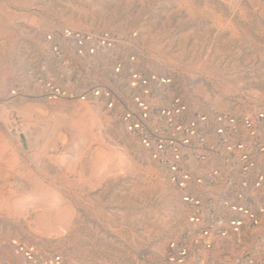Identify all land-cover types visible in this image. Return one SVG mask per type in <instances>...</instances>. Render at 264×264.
I'll return each mask as SVG.
<instances>
[{
    "label": "rangeland",
    "instance_id": "rangeland-1",
    "mask_svg": "<svg viewBox=\"0 0 264 264\" xmlns=\"http://www.w3.org/2000/svg\"><path fill=\"white\" fill-rule=\"evenodd\" d=\"M60 27L136 32L153 71L172 76L192 110L250 113L264 109V0H0V178L29 183L11 195L12 180L0 185V236L80 264L148 261L185 219L136 139L85 103L11 97L18 46ZM37 110L79 120L64 128L79 143L61 166L59 140L26 145L16 135Z\"/></svg>",
    "mask_w": 264,
    "mask_h": 264
},
{
    "label": "built area",
    "instance_id": "built-area-1",
    "mask_svg": "<svg viewBox=\"0 0 264 264\" xmlns=\"http://www.w3.org/2000/svg\"><path fill=\"white\" fill-rule=\"evenodd\" d=\"M18 47L12 98L99 107L172 189L185 227L138 264H264V109L192 110L174 78L153 71L136 32L60 27ZM0 264L80 263L0 236Z\"/></svg>",
    "mask_w": 264,
    "mask_h": 264
},
{
    "label": "bare ground",
    "instance_id": "bare-ground-1",
    "mask_svg": "<svg viewBox=\"0 0 264 264\" xmlns=\"http://www.w3.org/2000/svg\"><path fill=\"white\" fill-rule=\"evenodd\" d=\"M90 107L99 108L97 106H90ZM13 112L18 114L19 117L21 118L23 117L22 119H25L26 117L30 115V114L28 115L27 112H24L21 110L20 111L13 110ZM36 113H39L40 117H37L34 123H31V120H21L19 124L20 126L19 131L21 132H18V133L16 132V135L17 134L19 135L22 133L23 141L26 143V145L29 143L37 144L39 141L38 138H41V137L45 138L44 143H49L50 141H53L52 140L53 138L59 140L62 143L63 147H62L61 153L59 154L58 160L57 159L56 160H57L58 165L61 166L63 163L64 157L72 155L79 143V136L76 133H72L70 131L65 130L64 128L65 127L75 128L76 124L79 123V120L71 122V120H69L67 117L62 115V113L57 114L52 111L45 113L42 110H37ZM32 114L34 113L32 112ZM82 122H84L85 125H87L85 121H82ZM10 181L5 176L3 178H0V185L7 184L8 186L10 184ZM12 182L13 184L12 183L11 184L13 185V188L6 189L4 191V193L7 195H11V193L14 192L15 185H20L19 187L23 188L22 191H26L27 186L29 184L27 183V181L23 180L19 176L14 178Z\"/></svg>",
    "mask_w": 264,
    "mask_h": 264
}]
</instances>
